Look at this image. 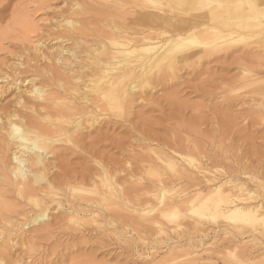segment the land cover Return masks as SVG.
<instances>
[{
    "label": "bare ground",
    "instance_id": "bare-ground-1",
    "mask_svg": "<svg viewBox=\"0 0 264 264\" xmlns=\"http://www.w3.org/2000/svg\"><path fill=\"white\" fill-rule=\"evenodd\" d=\"M76 5L77 10H73L78 13L82 5L79 2ZM115 6L118 17L109 18V23V15L103 14L109 29L98 30L99 41L89 45L83 57L75 48L82 40V36H78L85 33L84 27L72 17L62 21L61 25L72 35L70 39L74 40V48L66 49L69 56L62 54L64 48L62 52L59 49L57 54L55 52L56 64L61 66L54 76L55 80L58 79V86L52 88L33 83L30 90H25L31 98L26 103L23 99L18 101L20 106L31 109L30 114L12 112L0 117V231L22 229L18 237L26 243L30 236L24 229L31 227L37 231L58 227L82 229L95 223L98 229L102 224L115 227L119 224V229H125V216L137 213L136 217H143L145 225H156L158 234H164L160 238L169 243V252H172L182 244L178 242L179 236L174 239L169 232L179 231L191 219L181 210L185 205L198 219L214 223L224 219L231 224V228L227 227L230 229L240 231L243 227H250L256 232H264V194H259L262 200L256 201L259 196L256 190L249 188L247 181L236 180L228 176L230 172L218 171V167L202 166L193 156L175 149L158 150L154 144L147 143L149 150L139 158L140 171L157 176V183L153 181L149 187L132 191L147 198L146 201L151 198L157 201L150 207L141 204L135 207L129 203L131 191L117 182V174L111 171L105 158H93L97 167L87 176L50 174L54 159L63 155L60 152L79 148L80 135L89 128L108 125L112 116L123 120L147 88L153 87L162 77L175 75L179 63L203 60L224 44L239 39L258 38L264 42V0H123ZM8 11L0 14L7 16ZM17 13V9L12 8L13 17ZM4 23L7 26L8 22ZM7 27L0 25L3 38L4 35L10 36ZM74 35H78L77 39ZM3 38L1 40L9 37ZM54 167L59 169L58 165ZM162 171L170 172V175L165 178ZM130 173L133 179L137 176L141 179L138 174ZM182 179L196 182L195 190L190 192L172 186ZM249 179L258 184L259 190L264 189V180L258 175ZM202 184H206V188ZM9 189L14 194L9 196L17 201L15 208L21 209L14 212L17 218L11 216L12 213L7 215L14 206L8 202ZM52 206L61 211L60 215L51 214ZM17 215L29 216V222L19 221ZM164 218L173 223L170 231L161 224ZM198 221L187 225H191L193 232L207 231L200 229ZM228 232L230 230H225V234ZM3 240L1 245L5 247L11 236ZM235 253L232 256L234 261L229 264H252L253 259ZM1 254L0 264H7ZM260 256L264 260V252Z\"/></svg>",
    "mask_w": 264,
    "mask_h": 264
},
{
    "label": "rangeland",
    "instance_id": "rangeland-1",
    "mask_svg": "<svg viewBox=\"0 0 264 264\" xmlns=\"http://www.w3.org/2000/svg\"><path fill=\"white\" fill-rule=\"evenodd\" d=\"M121 1L0 0V12L9 10L7 16L2 17L0 14V25L8 26L6 29L10 34L4 35L8 39L0 35V40L4 39L0 41V117L12 112L30 114L31 109L20 106L18 101L23 99L26 103L31 98V94L25 92L31 89L33 83L52 88L58 86V79L55 80L54 76L61 66L57 65L54 55L58 49L64 48L62 54L69 56L66 49L74 48V40L70 39L72 35L61 25L62 21L72 17L84 27L83 35H74L76 39L82 36L75 50L83 57L88 46L99 41L98 30L104 32L109 29L105 15L110 16L109 23L110 19L118 17L115 4ZM77 2L82 5L78 13L75 12ZM12 8L17 9V23V16L11 14ZM20 13L23 14L21 17ZM17 20H20L19 23ZM4 22H8L7 26ZM24 34L30 38H25ZM262 47L264 42L258 38L239 39L224 44L203 60L190 64L179 63L175 75L162 77L153 87L147 88L142 94L143 99L132 105L123 120L112 116L108 125L89 128L84 135H80L78 145L84 149L81 146L75 148L76 151L74 148L63 149V153L60 152L63 155L55 161L51 160L55 164L50 174L87 176L97 167L93 158H105L111 171H118H112L117 174V182L131 191L129 203L135 207H140L139 204L150 207L157 201L153 198L146 201L147 198L136 193L144 186H151L153 181L157 183V176L141 172L139 168V158L145 155L149 150L148 144L152 143L158 150L175 149L184 155L193 156L202 166L211 169L218 167V171L230 172L228 176L247 181L249 188L256 190L259 196L256 201L262 200L264 189L259 190L258 184L249 179L258 175L264 180ZM54 165H58L59 169ZM119 169L123 172L120 173ZM218 171L214 172L219 174ZM130 172L138 174L141 179L138 176L133 179ZM162 172L165 178L170 175V172ZM195 183L191 179H182L172 186L192 192L196 188ZM202 187L206 188V184H202ZM134 189L137 191L133 192ZM9 193L8 196L14 195L10 189ZM12 198L8 202L13 203V210L11 208L7 215L12 213L11 216L16 217L17 213L14 212H20L21 209L15 208L17 201ZM51 210V214L61 212L54 206ZM181 210L191 217L188 223L200 220V229L207 231L193 232L191 225L186 223L179 231L169 232L174 239L179 236L178 242L182 244V247L172 252H169V243L160 238L164 234H158L156 225H145L143 217L137 218V213H128L130 215L124 218L127 224L125 229H119V224L116 227L102 224L101 229H98L95 223L82 229L58 227L37 231L31 227L24 229L30 236L26 243L18 237L22 229H1L0 254L7 264H229L234 261L232 256L235 252H239L238 255L253 259L252 264H264L260 256L264 252V232H256L250 227H243L240 231L230 229L231 224L224 219H218L217 223L198 219L185 205L181 206ZM19 216L21 222L29 220V216ZM114 218L117 217L114 215ZM161 224L167 231L173 226L172 221L166 218L162 219ZM225 230L230 232L225 234ZM7 236H11V241L6 242L10 245L3 247L1 244Z\"/></svg>",
    "mask_w": 264,
    "mask_h": 264
}]
</instances>
